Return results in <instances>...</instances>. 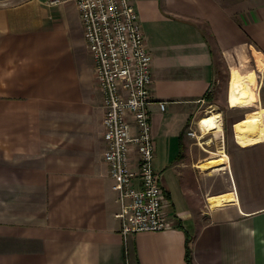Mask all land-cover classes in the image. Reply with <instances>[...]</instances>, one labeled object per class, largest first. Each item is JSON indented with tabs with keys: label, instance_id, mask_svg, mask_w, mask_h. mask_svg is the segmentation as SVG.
<instances>
[{
	"label": "crops",
	"instance_id": "obj_1",
	"mask_svg": "<svg viewBox=\"0 0 264 264\" xmlns=\"http://www.w3.org/2000/svg\"><path fill=\"white\" fill-rule=\"evenodd\" d=\"M133 1L153 56L155 167L171 226L128 242L121 231L106 109L77 3L2 4L0 264H264L257 72L232 70L230 106L256 107L234 125L238 146L205 163L209 150L197 157L193 148L204 131L223 129L218 112L198 117L215 84L214 44L226 58L245 43L264 50V0ZM203 169L224 178L212 185Z\"/></svg>",
	"mask_w": 264,
	"mask_h": 264
},
{
	"label": "built area",
	"instance_id": "obj_2",
	"mask_svg": "<svg viewBox=\"0 0 264 264\" xmlns=\"http://www.w3.org/2000/svg\"><path fill=\"white\" fill-rule=\"evenodd\" d=\"M73 1L81 12L95 63L94 78L103 94L105 159L120 205L117 217L128 242L132 234L171 226L166 209L169 196L162 173L155 167L153 56L133 0ZM159 104L166 109L165 101ZM189 135L197 137L198 133L192 129ZM123 264H130L129 260Z\"/></svg>",
	"mask_w": 264,
	"mask_h": 264
},
{
	"label": "rangeland",
	"instance_id": "obj_3",
	"mask_svg": "<svg viewBox=\"0 0 264 264\" xmlns=\"http://www.w3.org/2000/svg\"><path fill=\"white\" fill-rule=\"evenodd\" d=\"M24 1L27 0H0V5L17 4ZM214 47L217 64L215 84L209 98H207V101L202 105L198 117L218 112L222 115L223 129L217 133L213 130L210 132L204 131L205 134L206 132L208 133L204 138L200 140L197 138L195 139L193 148L197 157L201 151L203 153L206 152L204 151L205 148L209 150L206 152L207 154L205 153L204 163L218 157L222 150H229L230 147L238 146L235 141L234 125L237 121L246 117L248 112L256 109V107L243 108L230 106L228 102V92L233 69L238 68L244 72L251 70L257 72L260 98L259 104L264 108V50H260L251 43H245L233 48L232 52L226 58L215 44ZM261 58L263 63H260ZM200 130L202 132V129ZM203 170V172L212 171V169ZM212 172V177L209 180L212 185H218L224 178V171L213 170Z\"/></svg>",
	"mask_w": 264,
	"mask_h": 264
},
{
	"label": "bare ground",
	"instance_id": "obj_4",
	"mask_svg": "<svg viewBox=\"0 0 264 264\" xmlns=\"http://www.w3.org/2000/svg\"><path fill=\"white\" fill-rule=\"evenodd\" d=\"M219 162H220V160H217V161H214V162H213L214 167L217 168V169L220 168V166H219Z\"/></svg>",
	"mask_w": 264,
	"mask_h": 264
}]
</instances>
